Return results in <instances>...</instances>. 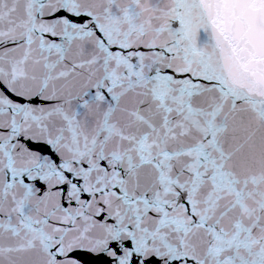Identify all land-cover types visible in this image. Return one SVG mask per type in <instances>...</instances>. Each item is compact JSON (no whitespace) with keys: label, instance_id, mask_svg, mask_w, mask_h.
Returning <instances> with one entry per match:
<instances>
[{"label":"snow or ice","instance_id":"6c2138e0","mask_svg":"<svg viewBox=\"0 0 264 264\" xmlns=\"http://www.w3.org/2000/svg\"><path fill=\"white\" fill-rule=\"evenodd\" d=\"M0 264H264V0H0Z\"/></svg>","mask_w":264,"mask_h":264}]
</instances>
